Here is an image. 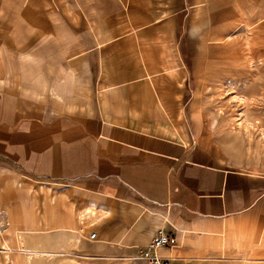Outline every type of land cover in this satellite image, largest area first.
<instances>
[{"label": "crops", "instance_id": "obj_1", "mask_svg": "<svg viewBox=\"0 0 264 264\" xmlns=\"http://www.w3.org/2000/svg\"><path fill=\"white\" fill-rule=\"evenodd\" d=\"M263 22L264 0H0V264L160 232L176 264H264V159L225 160L197 111L211 47Z\"/></svg>", "mask_w": 264, "mask_h": 264}, {"label": "rangeland", "instance_id": "obj_2", "mask_svg": "<svg viewBox=\"0 0 264 264\" xmlns=\"http://www.w3.org/2000/svg\"><path fill=\"white\" fill-rule=\"evenodd\" d=\"M249 32L244 29L246 40L231 43L225 52L211 47L204 66L210 69V90L197 109L205 121L198 126L200 131L209 132L214 147L234 164L264 159V22L253 37ZM145 248L120 252L113 262L103 254L102 262L92 264H144Z\"/></svg>", "mask_w": 264, "mask_h": 264}, {"label": "built area", "instance_id": "obj_3", "mask_svg": "<svg viewBox=\"0 0 264 264\" xmlns=\"http://www.w3.org/2000/svg\"><path fill=\"white\" fill-rule=\"evenodd\" d=\"M96 237V233L90 235L91 240H95ZM172 243L173 240L170 236L160 232L159 236L144 249V264H176L173 260L163 259L157 254L159 249L171 246Z\"/></svg>", "mask_w": 264, "mask_h": 264}]
</instances>
